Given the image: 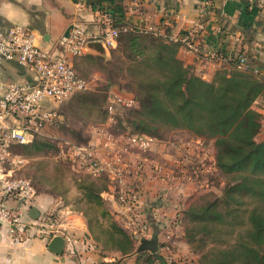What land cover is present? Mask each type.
Returning <instances> with one entry per match:
<instances>
[{"label":"trees","instance_id":"16d2710c","mask_svg":"<svg viewBox=\"0 0 264 264\" xmlns=\"http://www.w3.org/2000/svg\"><path fill=\"white\" fill-rule=\"evenodd\" d=\"M115 26L123 27L117 26L116 22ZM123 48L122 54L131 61L130 70L136 89L135 94H128L134 97L137 105L128 110H133L139 117L136 122L128 123L124 133L144 134L154 141H163L149 133V128L161 126L174 130L172 132L178 135V140L181 139L179 136L187 135L201 140L204 145L211 143L214 171L225 179L220 196L210 193L202 197L206 199L199 198L180 212V223L187 217L195 224L203 225L201 231L183 227L188 247L192 240L204 244V236L212 237L215 231L224 232L229 239L227 246L211 248L203 254L211 264H264V141H255L262 117L252 108L258 98H264V74H255L251 69L238 70L235 60L231 59L232 69L221 68L210 81H206L177 59L178 44L150 34L120 32L111 56ZM96 60L90 56L78 57L72 67L84 79ZM82 66L85 67L84 74L79 75L77 70ZM102 113L100 125L108 118L105 108ZM52 126L43 127L29 144L22 147L33 152L50 147L37 138ZM74 184L82 199L92 207L90 209L105 222V245L123 256L132 253L144 256L145 253L136 251L135 239L106 208L102 194L109 190L108 181L85 174ZM149 256L150 260L164 264L160 256Z\"/></svg>","mask_w":264,"mask_h":264},{"label":"crops","instance_id":"0c3cea01","mask_svg":"<svg viewBox=\"0 0 264 264\" xmlns=\"http://www.w3.org/2000/svg\"><path fill=\"white\" fill-rule=\"evenodd\" d=\"M201 1L141 0V14L137 15L132 0H0V36L5 35L12 25L25 26L38 36L36 44L39 48L54 51L59 37L75 21L86 22L88 32L96 33L97 11L105 9L113 16L117 26H150L163 28L172 34L196 29L193 42L198 52L178 48L176 57L184 67L206 81H210L214 73L221 68L227 70L233 68L228 61L208 59L206 55L214 50H220L224 57L228 58L244 56L249 69L264 74V0H211L208 15L199 25L197 11ZM111 50L113 49H104V53L99 54L85 48L76 58L90 56L105 60L109 54L111 55ZM76 58L71 60L72 65ZM83 68L85 67L77 70L79 75L84 74ZM1 77L6 82H22L31 80L33 74L17 63L9 62L3 64ZM87 85L89 88L88 82ZM116 95L132 96L121 92H116ZM252 108L262 117L261 128L256 137L260 136L263 142L264 98H258ZM177 137L178 135L174 136L176 139ZM186 137L188 142L194 145L192 146L194 152H199L200 146L208 147L199 139L187 135ZM176 139L154 141L147 151H134L131 155L132 160L138 161L147 172L159 171L165 178L168 177L172 181L180 180L177 167L182 158L181 153L187 151L185 148L180 149L184 144ZM104 140L106 138H100L95 142L100 144L98 152L101 154L106 150ZM170 153L172 165H167L164 159L168 158ZM146 177L148 179H145L141 189L140 207L150 233L146 239H156L157 252H142L145 253L144 256L135 253L123 256L111 249L106 251L94 241L88 231L83 212L71 209V200L65 195L37 192L36 210L57 209L62 213L69 226L71 243L64 244L61 254L51 252L48 249L49 243L45 240L33 239L13 244L7 239L6 228L3 226L0 228V264H103L105 261L111 264H160L154 259L150 260L149 255L160 256L164 264H181L179 255L189 254V247L183 237V228L179 221L180 212L188 200L180 203L182 197L176 194L178 189L162 184L157 186L149 175ZM102 198L110 214L122 226L120 206L109 193H103ZM138 245L139 241L135 240V249Z\"/></svg>","mask_w":264,"mask_h":264},{"label":"built area","instance_id":"2783aa9c","mask_svg":"<svg viewBox=\"0 0 264 264\" xmlns=\"http://www.w3.org/2000/svg\"><path fill=\"white\" fill-rule=\"evenodd\" d=\"M132 1L135 13L140 15L141 0ZM210 4L211 0L201 1L197 11L199 25L208 15ZM96 25L98 31L92 34L88 32L86 22H73L57 40L54 51L39 48L36 44L38 36L25 26L12 25L5 35L0 36V228L5 226L6 237L13 244L33 239L49 243L54 237L62 238L64 244L71 243L68 223L57 209L38 210L36 218L30 217V210L36 207L35 189L29 180L13 176L12 169L8 168L22 162L16 161L13 154L16 146L29 144L34 134L43 127L54 125L58 119L56 108L74 93L88 89L87 82L75 73L71 59L80 56L91 42H99L104 49H114L119 33L129 31L150 34L169 43L178 44L179 48L186 51L198 52L193 42L196 29L172 34L163 28L150 26L117 28L115 19L105 9L97 11ZM206 56L210 60L222 62L234 59L238 70L249 69L244 56L228 58L224 57L220 50H214ZM9 62L26 68L33 74V78L22 82L4 81L1 77L2 66ZM252 71L259 73L255 69ZM136 105L133 96L108 97L105 106L108 118L104 124L95 128L96 136L99 139L104 137L105 124L109 125L119 108L133 109ZM120 139L122 144L115 148L116 151L106 150L103 154L98 152V144L92 141L83 145L63 141L59 143L56 154L58 158L77 165L92 178L103 177L108 181L109 190L105 193L111 194L120 206L122 227L135 240L140 241L150 236L140 207L141 185L144 179L136 174L142 166L138 161H134V167L130 168L124 156L134 151H147L154 139L144 134L127 133ZM191 147L190 144L185 146L186 151L192 149ZM200 147L196 158H188L187 164L191 166L201 163L194 164L197 161H205L206 167L209 168L204 170H214L210 150L205 146ZM131 170L135 176H132ZM103 264L111 262L105 261Z\"/></svg>","mask_w":264,"mask_h":264},{"label":"rangeland","instance_id":"374dc122","mask_svg":"<svg viewBox=\"0 0 264 264\" xmlns=\"http://www.w3.org/2000/svg\"><path fill=\"white\" fill-rule=\"evenodd\" d=\"M123 50L124 48L120 51H114L112 56L109 54L105 60H96V64L94 66L92 65L91 71L85 74L86 78L84 79L87 80L89 84L88 91L70 96L63 104L56 108L58 114L56 125L45 129L43 135L37 138V141L47 142L50 147L42 149L39 152H33L22 146H16L13 149V154L16 156V161L21 160L22 162L20 164L16 163V165L8 166V168L12 169L13 176L29 180L36 193L49 192L54 195H65L68 200H71V209L83 212L88 224V231L92 235L94 241H96L101 248H105L106 251L109 250V246L105 245L106 238L103 234L105 222L100 220L90 209L92 207H89L82 199V194L74 184V181L83 178L85 173L75 164L61 162L63 160L57 157L56 151L59 143L65 140L76 143L98 141L97 139L99 138L94 132L95 128L100 125L103 116L102 112L106 106V99H108L107 97L113 98L116 92L135 94L134 78L130 70L131 61L122 54ZM138 118L139 117L133 110L129 111L128 109L121 108L117 110L109 125L105 124L104 137L106 140L104 141L106 142L104 143L107 151L112 149L116 151L115 148H119V145L122 144L120 138L126 131L125 127L130 121L136 122ZM172 131L174 130L161 126H155V128L152 129L149 128V133L165 141L169 139L174 140V136L177 134L175 135ZM179 137L181 138L179 141H186L182 143L184 145L180 147L181 150L185 148V146H189L190 142H188V138L183 136ZM255 141L260 143L261 137H256ZM99 145L100 144H98V146ZM210 145L212 144L209 143L206 146H208V149L212 152L213 148ZM192 146L194 145L192 144ZM106 150L104 152H107ZM132 153L130 152L128 155L124 156V160L128 163L130 168L134 167V161L131 156ZM172 155H174V152ZM196 156L197 153L192 149L186 153H181L182 158L177 167L180 180L172 181L168 177L165 178L159 171L154 172L153 170H149L147 172V170L142 167L136 174L144 179L143 183L145 179H148L146 176L149 175L157 186L162 184L178 189L176 194L182 197L180 203H183L186 199L188 200L186 207L184 206V209H187L192 202L210 193L214 196H220L224 188L225 179L217 175L214 170L206 172L205 170H208L207 168L209 167H206L205 161L195 162L194 164L199 162L203 164H196L197 166L191 165L194 166V168L187 164V162H189L188 158L195 159ZM164 160H166L167 165H172L173 159H171V153L168 154V158ZM131 174L132 176L136 175L133 170H131ZM130 180L134 181L133 178H130ZM142 186L143 184L141 187ZM203 199L206 198L204 197L202 200ZM180 226L182 228H188L191 231H201L203 228L202 223L195 224L187 217L182 218ZM212 235V237L204 236V244L196 243V239L192 240L189 246V254L186 255L187 253H184V255L181 256V253L179 255L180 257H178V259L180 258V263L211 264L209 258H204L203 254L211 248L226 247L227 240H229L228 237L224 235V232L220 234L215 231ZM178 248L181 250L180 247ZM155 252H157V249Z\"/></svg>","mask_w":264,"mask_h":264},{"label":"water","instance_id":"95a60500","mask_svg":"<svg viewBox=\"0 0 264 264\" xmlns=\"http://www.w3.org/2000/svg\"><path fill=\"white\" fill-rule=\"evenodd\" d=\"M86 48H90L99 54L104 53V48L99 42H91L87 44ZM30 217L36 218L37 216V210L35 208H32L29 212ZM64 246V241L60 237H54L48 244V249L55 253V254H61L62 249ZM157 249V241L156 239H142L139 241V245L136 248V251L139 253L142 252H150L153 253Z\"/></svg>","mask_w":264,"mask_h":264}]
</instances>
